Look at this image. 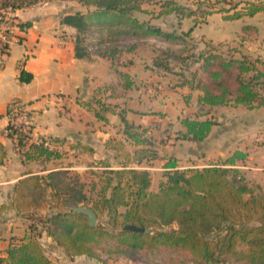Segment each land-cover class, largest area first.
<instances>
[{
    "label": "crops",
    "instance_id": "crops-1",
    "mask_svg": "<svg viewBox=\"0 0 264 264\" xmlns=\"http://www.w3.org/2000/svg\"><path fill=\"white\" fill-rule=\"evenodd\" d=\"M241 9L237 7L222 16L225 20H236L225 16ZM261 12L264 10L237 19ZM70 13L73 12L61 6L44 5L13 14L23 29L19 32V40L0 62V144L5 151L4 156L0 152V264H8L7 249L15 239L24 238L30 232L32 221L16 208L17 185L29 176L67 171L70 179L74 171L87 169L90 160L97 163L99 170L127 167L148 170L151 175L153 172L158 174V167L151 165L147 168L142 164L159 160L166 170L159 178L160 182L166 181L167 172L173 169L217 165L237 169L250 187L264 193V107L250 109L244 105L211 107L199 104L202 91L190 83L195 74L198 77L204 75L198 57V70L176 78L163 70L166 66L162 63L151 64V59H141L137 52L128 54V61L119 64L108 56L89 50V46L87 54L78 57L75 49L77 31L62 23L64 16ZM210 15L202 20L206 21ZM187 18H193V27L201 23H196L195 16ZM185 19L177 33L191 31L193 38L199 37L198 51L205 50L207 44L216 46L222 42L194 35L193 27L184 28ZM245 26L255 27L256 31L245 33ZM259 37L260 28L246 24L239 38L228 46L221 45V48H236L239 51L225 54L240 58L243 52L264 62V41ZM158 77L162 78L157 80ZM169 80L177 84L175 89L168 86ZM157 86L161 92L157 91ZM111 90L118 93L109 100L118 106L110 109L109 105L102 104L100 108V96H110ZM155 91L159 95L150 98ZM14 101L27 103L35 131L62 140L64 149L54 152L51 157L23 158L7 132L8 107ZM119 107L121 113H117ZM184 117L209 118L216 124L202 141L183 139L182 134L187 130L180 121ZM156 129H160L158 141L157 136L151 138V131ZM141 149L154 151L158 157H146L138 162L136 155ZM169 163L176 167H168ZM151 190L154 191L152 176ZM52 204L31 209L29 213L50 217L57 212ZM38 228L39 240L54 262L99 264L97 259L87 255L69 257L42 225L38 224ZM101 256L107 264H146L125 255Z\"/></svg>",
    "mask_w": 264,
    "mask_h": 264
},
{
    "label": "trees",
    "instance_id": "trees-1",
    "mask_svg": "<svg viewBox=\"0 0 264 264\" xmlns=\"http://www.w3.org/2000/svg\"><path fill=\"white\" fill-rule=\"evenodd\" d=\"M27 0H21L20 4ZM85 10L64 16L62 23L76 29L78 57L87 54L85 34L92 29L106 33L113 40L162 37L165 41L187 46L181 35L163 31L151 19L136 14H150L144 5L159 6L158 17L175 15L181 22L196 15L178 0H77ZM236 6L235 8H237ZM264 10V4L247 2L246 7L225 16L237 19ZM209 12H203L205 18ZM255 27L245 26L251 34ZM104 40V39H102ZM101 42V41H100ZM100 44V43H99ZM101 45V44H100ZM229 51L237 50L234 48ZM203 76L197 74L191 85L202 91L199 104L204 106L244 105L264 107V62L241 52L237 58L222 51L221 45H206L198 55ZM167 68V66H166ZM183 139L204 140L216 124L213 119L184 117ZM12 137V134H10ZM18 148L19 145H16ZM0 152L5 155L0 144ZM21 153V152H20ZM27 160L51 157L54 152L30 145ZM158 157L149 149L137 151L138 162ZM168 167L175 168L174 163ZM101 184L93 185L94 196L86 185L68 177L67 171L29 176L16 188V208L32 221L30 232L7 249L8 264H58L46 253L39 236L42 225L69 257L87 255L107 264L102 254L136 258L141 252L157 258L175 252L181 259L172 264H264V193L250 187L239 171L222 166L173 169L157 191L151 190L148 170L137 168L107 169ZM57 212L42 218L31 209L48 207ZM83 204L98 215L92 227L85 214L73 212ZM177 224V227H171ZM171 227V228H169ZM143 228L144 230H140Z\"/></svg>",
    "mask_w": 264,
    "mask_h": 264
},
{
    "label": "rangeland",
    "instance_id": "rangeland-1",
    "mask_svg": "<svg viewBox=\"0 0 264 264\" xmlns=\"http://www.w3.org/2000/svg\"><path fill=\"white\" fill-rule=\"evenodd\" d=\"M20 1L21 0H0V12L5 13L9 16L18 12V10L26 11L30 8L40 7L44 5H57L61 6V8L67 11L72 12H75L76 9L85 10V7L77 2V0H27L26 2H23L21 4ZM252 1L264 4V0H178L179 3L187 6L190 10L196 11V23L201 22L193 27V18H187L184 20V28H186V30H189L193 27L194 35L206 36L215 41H222L220 45L223 46H228L230 43L235 41L234 39L239 38V35L243 31V26L246 24L257 25L260 28L259 39L261 41H264V12H261L255 16H246L242 19L236 20H225L222 16L229 11H234L236 6H238V8L246 7L247 2ZM144 8L153 11V13H137L136 15L141 20L151 19L153 23L158 25L163 31L166 32H177L180 28H182V23L175 15L158 17L157 13L160 10L159 6L144 5ZM203 12H209L212 15H210L208 19L204 21L202 20V18H204L202 16ZM15 19H17V17H15ZM183 33L184 32H178V34L180 35ZM85 37L87 39L86 42L89 47L94 46L95 43L101 44H99V49L93 50L94 52L98 53L99 55L110 57L115 61L116 64L128 61V58H126V56L128 54H134L137 52L136 54H138L141 59H151V64L162 63V65L167 66V68L163 70L167 71L172 75V77L175 78L176 76H179L180 74H183L185 72H190L192 74L199 68L197 64V57L200 51H198L196 48L199 47V37L193 38L191 35H189L186 38L185 36L181 35L180 37L184 39L183 41L186 42L187 46L179 47L175 46L179 45L176 43H171L174 45L172 47L169 46V44H165V40L162 37L158 36H155L156 40L150 41L134 42L132 40L133 38L113 40L106 33L102 34L96 29H92L91 31L87 32V34H85ZM228 49L229 47L225 48L224 50L222 48V51L224 53H227L229 51ZM161 78L158 77L157 80ZM169 81L170 84L168 86H170L171 89H175L177 84H174L172 80ZM156 89L158 92L162 91L159 86H157ZM117 93V91L111 90L110 96H100V102H98L99 107L101 108L102 104H104L105 106L109 105L110 109H112L111 106L117 107L118 105H116L115 102H110L112 100H109V97H113V95L115 96ZM154 95H159V93H156V91L153 92L152 94H150V98H155ZM119 108L120 110L116 108V110L119 111H116L117 113H121L122 111L121 107ZM158 130L160 129L151 131V138L153 139L157 136V141L158 139H160L158 138L160 135L158 133ZM120 136L123 137V134L120 133ZM90 161L87 162V169L74 171L71 178L85 183L87 186L88 194L90 196H94L95 191L90 190L93 189V185L101 184V182L103 181L102 177L105 176L102 174V172H104L105 170H99V168H96L97 163H95V161ZM151 165L158 167L157 171L159 175L155 172L151 174L153 190L157 191L159 189V178L163 176L166 170L164 169V165L159 160H156L155 162L146 161L142 164L143 167L147 168ZM171 227H177V224H173ZM144 253L145 252H141V254L137 255L135 259H140L146 264H172V259H181V256L175 252H167L157 258H154L152 256L147 257L144 255Z\"/></svg>",
    "mask_w": 264,
    "mask_h": 264
},
{
    "label": "built area",
    "instance_id": "built-area-1",
    "mask_svg": "<svg viewBox=\"0 0 264 264\" xmlns=\"http://www.w3.org/2000/svg\"><path fill=\"white\" fill-rule=\"evenodd\" d=\"M23 29L20 21L13 15L0 12V62L9 52L13 44L19 40V32ZM99 44L90 46L89 50L99 49ZM9 126L7 132L12 137L21 153H26L30 145L39 146L51 152L64 149L65 143L53 137H46L34 129L33 117L27 103L14 101L8 107Z\"/></svg>",
    "mask_w": 264,
    "mask_h": 264
},
{
    "label": "water",
    "instance_id": "water-1",
    "mask_svg": "<svg viewBox=\"0 0 264 264\" xmlns=\"http://www.w3.org/2000/svg\"><path fill=\"white\" fill-rule=\"evenodd\" d=\"M73 212L75 213H80V214H85L89 218V224L94 227L98 224V215L95 213V211L89 207H86L84 205H79L77 207H74ZM140 230H144L141 228ZM2 261V259H0Z\"/></svg>",
    "mask_w": 264,
    "mask_h": 264
}]
</instances>
